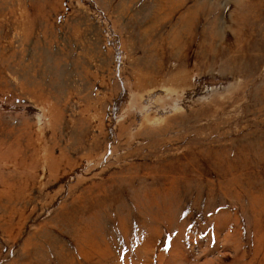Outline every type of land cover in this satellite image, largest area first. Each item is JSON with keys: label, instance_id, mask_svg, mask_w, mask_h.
Segmentation results:
<instances>
[{"label": "rangeland", "instance_id": "374dc122", "mask_svg": "<svg viewBox=\"0 0 264 264\" xmlns=\"http://www.w3.org/2000/svg\"><path fill=\"white\" fill-rule=\"evenodd\" d=\"M0 264H264V0H0Z\"/></svg>", "mask_w": 264, "mask_h": 264}]
</instances>
